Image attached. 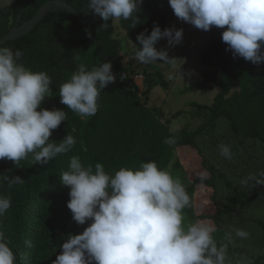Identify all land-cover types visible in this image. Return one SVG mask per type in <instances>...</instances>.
<instances>
[{
	"label": "trees",
	"instance_id": "trees-1",
	"mask_svg": "<svg viewBox=\"0 0 264 264\" xmlns=\"http://www.w3.org/2000/svg\"><path fill=\"white\" fill-rule=\"evenodd\" d=\"M47 1L10 0L9 5L0 8V37L15 25L20 16L22 22L32 19ZM64 1L71 3L83 17L96 15L88 12L87 0ZM137 16L138 23L135 26H132L131 20H120L121 27L137 47L140 46L136 39L139 33L148 35L157 24L163 30L167 27L169 17L177 18L168 0H143ZM66 23L69 32L79 33L78 38L70 37L63 31ZM103 23L101 19L93 24H78L74 15L53 11L30 33L2 46L20 49L23 52V63L27 67L34 71H46L52 78L53 94L57 96V86L77 69L80 64L78 57L86 54L88 42L96 40L93 67L111 62L118 79L124 72L125 79H119V94L126 101L136 100L141 96L130 86V75L120 60L122 41L114 36L113 21L108 22L107 30L100 27ZM223 30L215 26L209 30L211 38L200 55L202 62L213 68L203 73L201 83L187 88L191 90L200 86H217L220 89L211 105L192 103V117L203 118L195 128L187 123L175 133L170 132L167 124L151 112L143 100L135 106L130 101L124 102L125 106L115 104L114 107H104L102 90L98 100L99 110L89 120L84 121L70 109L67 111V116L75 121L77 129L82 133L77 137L64 125L67 134L76 139L72 151L58 155L45 165L35 163L32 154L18 165L0 159V195L11 198V207L6 210L4 220L2 218L1 231L16 254V264H52L60 253L59 248L62 250L61 245L67 235L78 234L87 227L85 225L76 229L61 214V207L67 205L70 197L69 189L62 184L59 174L68 169L72 156H78L85 166L94 167L96 163H102L105 170L112 174L120 167L136 168L142 161L154 160L173 176L174 170L178 169L170 164L175 148L179 144L190 145L202 157L203 168L209 175L203 181L196 178L184 186L191 197V206L184 209L189 218L212 219L217 228L226 233L233 225H246L247 212L252 206L260 205L264 208V185L242 187L232 175L234 167L229 160L218 154L219 144H229L234 156L243 159V170L248 169V172L245 170L243 173V178L264 170V152L257 158L250 154L249 149L254 148L253 144L244 146L248 138L264 143V63L257 65L239 56L234 58L221 39ZM89 31L91 37L87 34ZM158 84H168L161 72L146 73L145 90ZM56 96L45 108L54 109V104L60 109L67 107ZM220 119L227 121L229 134L215 133ZM171 135L176 137L174 145L165 143V138ZM82 137L86 147L80 141ZM16 175L21 176L24 182L9 187L4 177ZM199 183L213 189L212 200L217 206L216 211L210 215L195 213L193 192ZM223 188H227L230 193L223 198L224 204L220 205L216 193ZM253 221L260 232L259 246L254 249L256 254L247 256L253 260V264H264V212L262 218ZM25 241H31V246ZM51 246L57 251L52 252ZM229 249L239 255L244 254L239 246L230 245Z\"/></svg>",
	"mask_w": 264,
	"mask_h": 264
},
{
	"label": "clouds",
	"instance_id": "clouds-1",
	"mask_svg": "<svg viewBox=\"0 0 264 264\" xmlns=\"http://www.w3.org/2000/svg\"><path fill=\"white\" fill-rule=\"evenodd\" d=\"M143 0H87L88 12L99 14L107 30L109 21L131 20L138 23L137 13ZM174 15L197 29L213 26L224 29L222 41L233 57L253 64L264 63V0H168ZM146 31V30H145ZM88 36L92 33L89 31ZM162 38L169 46L182 42L183 29L154 25L150 34L137 35L139 47L133 59L143 65L158 61L175 69L174 58L156 44ZM112 63L104 62L89 69L81 63L71 76L57 86L60 103L82 119L99 110L102 89L116 81ZM125 79L124 74L119 76ZM52 78L44 70H32L23 63L20 49L0 46V159L19 164L32 154L35 163L45 165L60 154L72 151L74 136L67 134L59 143L50 142L53 130L67 119L63 109L41 107L53 95ZM176 129H170L175 133ZM174 145L175 135L165 138ZM218 154L233 160L231 146L221 143ZM69 189L67 208L77 225L87 227L78 234L69 233L62 251L52 264H253L241 255L229 257V246L236 238L247 239L249 233L238 227L226 232L218 242L216 227L210 223L184 222V209L191 197L184 185L154 160L142 161L139 167H120L109 173L102 163L85 166L72 156L68 169L59 174ZM203 181L207 174L199 173ZM8 186L22 184L16 175L4 177ZM242 187L264 185V170L250 173L239 181ZM11 207V198L0 195V217ZM31 246V241H25ZM0 264H16V254L0 231Z\"/></svg>",
	"mask_w": 264,
	"mask_h": 264
},
{
	"label": "rangeland",
	"instance_id": "rangeland-1",
	"mask_svg": "<svg viewBox=\"0 0 264 264\" xmlns=\"http://www.w3.org/2000/svg\"><path fill=\"white\" fill-rule=\"evenodd\" d=\"M9 4L10 0H0V8H3ZM67 24L68 23L65 24L63 31L67 33L70 37L78 38L79 33L69 32L67 29ZM113 24L115 25L114 36L116 38L121 39L122 41V47L120 49V60L121 63L126 66L128 74L131 75L136 73H143L146 76V73L159 71L162 73L163 78L166 79L168 84L155 85L150 90H145L142 98L139 97L140 99H130L129 101H126L124 100L123 96L119 94V79L117 78L114 83L109 84L107 87L102 89L104 90L103 106L114 107L115 104L125 106V103L130 101L135 106L137 102L143 100L146 103L147 107L151 110V112H153L155 115L157 114L160 117V120L167 124L169 129L178 130L187 123H189L192 128L198 126L199 123L203 121V118L192 117L190 113L192 103L197 102L201 104L211 105L214 101L215 96L220 90L217 86H200L191 90L187 89L189 86L201 83L203 80V73L213 68L212 65L203 63L200 55L201 50L208 46V42L211 38L209 30L203 31L197 29L190 23H181L178 18H168L167 27L174 26L177 29H183L182 42L174 46H169L167 43V39L162 38L160 41H158L156 47L158 50H166L169 57L174 58V63L176 67L175 69H173L171 65L160 61L151 65H143L141 63H138L136 60L133 59V54L136 50L137 45L127 36L126 31L121 27L120 20H113ZM96 44V40L89 41L86 54L78 57L80 64H86L89 69H91L94 65V49ZM113 72L115 73L114 70ZM54 96L56 95L53 94L51 97H46L45 100L42 102L41 107L45 108L48 102L52 103ZM56 97L60 100L59 95H57ZM53 108L60 109L59 106L55 104L53 105ZM62 109L65 110L67 113V107H64ZM78 117L81 118L79 115ZM89 119L90 118H88L87 120ZM83 120L86 121L85 119ZM64 125H67L70 132L74 135H77V137L78 135H82L80 129H77L75 121L70 120V118L67 116V119L62 121L60 126L56 130H53L49 138L50 140H52L50 142L59 143L60 140H62L64 136L67 135ZM216 129V132H214L217 135H226L230 133L228 123L224 119H220ZM214 132L212 133L214 134ZM80 141L81 143H84L83 137ZM249 144L254 145V148L249 149L250 154L259 158L264 152V143H259L254 139L248 138L247 140H245L244 146ZM83 146L86 147L85 143L83 144ZM204 147L205 146H203V148ZM238 149L240 151L243 150L242 148ZM240 155L242 156V154ZM198 156L202 160V157L198 154L197 150L190 145L179 144L175 148L174 156L170 164H173L174 168H183L184 174L182 173V176L185 177V182L187 181V184L184 182V184L186 185H189L194 181V179L198 178L199 173H205L206 171L203 168L202 161L198 160ZM242 160V158L240 159V157L234 156L233 160L229 161V163L234 167L232 175L233 177H235L234 179L236 182H239L241 179H243V173L245 172V170L248 172V169L243 170L244 167L242 164ZM229 193L230 191L227 188L218 190L216 196L220 205L224 204L225 201L223 198L228 197ZM213 194V189L205 185L204 183H199L196 185L195 190L193 192V200L196 215H210L216 211L217 205L212 200ZM263 212V206H252L247 212L246 225L237 226L238 228H242L249 233V237L247 239L236 238V246H239L242 249V251L244 252L243 255L247 256L248 254H256L254 249L259 246L258 238L260 236V232L253 220L262 218ZM61 214L64 218L68 219L70 223L75 226L76 229L82 228L87 225V223L85 225H77L72 220V213L66 205H63L61 207ZM183 214L185 218V224L202 221L214 225L217 229V226L215 225L212 219H198L197 217L189 218V216H186L185 213ZM2 218L4 220V216L0 217V231L2 228ZM232 227L236 226L233 225L230 227V229ZM217 231L219 232V236H215L214 234V237L218 241L224 238L226 233H224V231H221L220 229H217ZM61 232L62 235H64L63 229ZM51 251L54 252L57 250L56 248H54V246H51ZM59 251L61 252L62 250L59 248ZM258 253L260 254L261 252ZM239 256L241 255L232 252L229 249V257L233 260V262Z\"/></svg>",
	"mask_w": 264,
	"mask_h": 264
},
{
	"label": "water",
	"instance_id": "water-1",
	"mask_svg": "<svg viewBox=\"0 0 264 264\" xmlns=\"http://www.w3.org/2000/svg\"><path fill=\"white\" fill-rule=\"evenodd\" d=\"M53 11H64L74 15L77 18L78 24H93L102 19L99 14L91 17H83L80 12L67 1L49 0L38 9L32 19L22 22L20 16L15 25L4 36L0 37V46L10 40H14L30 33L47 14Z\"/></svg>",
	"mask_w": 264,
	"mask_h": 264
},
{
	"label": "built area",
	"instance_id": "built-area-1",
	"mask_svg": "<svg viewBox=\"0 0 264 264\" xmlns=\"http://www.w3.org/2000/svg\"><path fill=\"white\" fill-rule=\"evenodd\" d=\"M130 86L133 90H137L138 95L142 97L146 89L145 75L143 73L131 74Z\"/></svg>",
	"mask_w": 264,
	"mask_h": 264
},
{
	"label": "crops",
	"instance_id": "crops-1",
	"mask_svg": "<svg viewBox=\"0 0 264 264\" xmlns=\"http://www.w3.org/2000/svg\"><path fill=\"white\" fill-rule=\"evenodd\" d=\"M195 159H196V158H195ZM198 160H201V158H200L199 156H198ZM182 173L184 174V172H183V168H182V167H179L178 169H175V170H174L173 177L179 179V180L181 181V183H182L184 186H186L187 181L185 182V177L182 176ZM205 173H206L207 176H208L207 171H205ZM184 182H185L186 184H184ZM185 214H186V213H185ZM186 216H188V215L186 214ZM217 229H218V228H217ZM224 233H225V232H224ZM214 234H215V236H219V232H218V231H216Z\"/></svg>",
	"mask_w": 264,
	"mask_h": 264
}]
</instances>
